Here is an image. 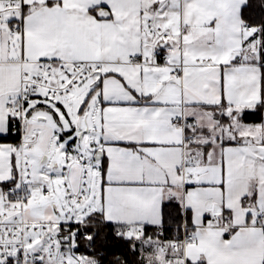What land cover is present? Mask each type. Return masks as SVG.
I'll list each match as a JSON object with an SVG mask.
<instances>
[{"label":"snow or ice","instance_id":"6c2138e0","mask_svg":"<svg viewBox=\"0 0 264 264\" xmlns=\"http://www.w3.org/2000/svg\"><path fill=\"white\" fill-rule=\"evenodd\" d=\"M0 264H264V0H0Z\"/></svg>","mask_w":264,"mask_h":264}]
</instances>
